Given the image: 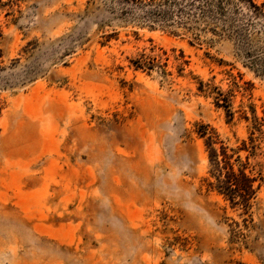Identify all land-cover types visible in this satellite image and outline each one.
<instances>
[{"label": "rangeland", "instance_id": "1", "mask_svg": "<svg viewBox=\"0 0 264 264\" xmlns=\"http://www.w3.org/2000/svg\"><path fill=\"white\" fill-rule=\"evenodd\" d=\"M154 1L0 0V264H264V17Z\"/></svg>", "mask_w": 264, "mask_h": 264}, {"label": "trees", "instance_id": "2", "mask_svg": "<svg viewBox=\"0 0 264 264\" xmlns=\"http://www.w3.org/2000/svg\"><path fill=\"white\" fill-rule=\"evenodd\" d=\"M142 4H151L152 2H155L154 0H138ZM202 0H164L165 4L173 3L174 5V12H177L179 14H185L187 9L190 7H197L198 3H200ZM232 0H227V2ZM225 0H212L211 6L214 7V9L219 10L220 12H223ZM236 2V3H235ZM233 3L236 4L237 10L243 9L244 6L248 8L249 13L252 16L255 17H264V4L259 5L254 0H233ZM210 6V7H211ZM214 10L206 9L203 11L204 17H209L210 12ZM173 12V13H174ZM168 13L169 12H165ZM171 13V12H170ZM155 58L147 57L145 54L139 57L138 59L132 60L133 65L136 69L141 68H152L153 60ZM220 103V102H218ZM204 135H206V132H203ZM213 138L209 137L207 144L211 146V149L214 153L211 154L212 160L215 161L216 166L218 167L217 171L219 172L217 176V180L219 181V191L223 194H226L232 203L237 204L238 199L241 198L243 201H248V199L254 194L255 189L253 187V178L250 177L245 169H240V172L237 173L234 170V167L232 163L230 162L229 158L230 156L227 155V153H224L225 159L228 158V160H223L226 164V167H222L221 160L219 159V152L216 148L213 146ZM224 169H227V172L224 176ZM244 178L245 184L244 186L241 185L240 179ZM243 186V187H242ZM244 189V192L241 190Z\"/></svg>", "mask_w": 264, "mask_h": 264}]
</instances>
